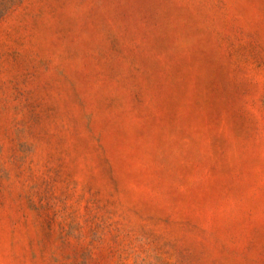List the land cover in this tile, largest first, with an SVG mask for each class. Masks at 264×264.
<instances>
[{"label": "rangeland", "instance_id": "374dc122", "mask_svg": "<svg viewBox=\"0 0 264 264\" xmlns=\"http://www.w3.org/2000/svg\"><path fill=\"white\" fill-rule=\"evenodd\" d=\"M0 264H264V0H0Z\"/></svg>", "mask_w": 264, "mask_h": 264}]
</instances>
